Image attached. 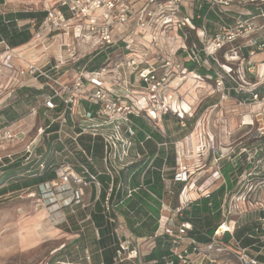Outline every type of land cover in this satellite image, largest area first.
Instances as JSON below:
<instances>
[{
    "label": "built area",
    "instance_id": "built-area-1",
    "mask_svg": "<svg viewBox=\"0 0 264 264\" xmlns=\"http://www.w3.org/2000/svg\"><path fill=\"white\" fill-rule=\"evenodd\" d=\"M41 11L46 16L40 24L24 22L31 25L30 44L35 48L42 44L43 51L50 55L53 45L60 43L57 55L39 65L35 58L27 62L19 50L0 43L4 47L0 52V92L10 91L6 101L18 95L12 104L20 103L26 110L12 123L1 115L0 140L24 141L29 131L20 125L22 120L28 118L33 122L32 130L37 122L38 132L23 156L27 162L38 158V171L55 175L38 185L36 192L27 191L42 197L71 193L72 213L76 206L79 211L91 208L83 221L92 222L97 240L101 237L92 214L104 192L102 214L114 227L117 240L113 264H264L259 259L264 246L255 252L235 238L242 215L237 220L231 218L228 195L221 205V221L213 235L205 228H196L192 218L185 214L194 201L178 209L164 194L159 198L149 192L160 203V216L157 231L144 237L134 235L118 212L133 192L147 190V172L155 169L159 152L164 149L167 155L169 146L174 144L167 125L170 118H176L182 127L195 120L192 116L183 121L192 113L183 115L173 107L174 100L186 99H180L179 94L190 78L201 84L211 81L209 84H213V90L223 101L238 100L232 92L239 94L250 87L252 98L238 101L241 105L257 102L262 112L256 117L264 115V91L254 93L264 74L252 67V57L264 53V0H56ZM248 34L254 36L238 44ZM66 38L68 42L62 41ZM85 46L94 49L89 52L93 56L86 60L87 55L78 56ZM99 55L105 57L102 65L88 70V64ZM9 57L26 64L16 68L7 63ZM71 63L76 70H68ZM4 68H9L10 77L15 76V80L18 75L14 87L12 81H4ZM246 72L256 81L246 86L238 84L236 73L243 78ZM22 88L41 93L21 97ZM13 105L6 109L16 111ZM142 120L159 130L166 140L158 142L141 124ZM200 125L199 122L197 127ZM260 132L264 137V129ZM190 140L186 136L175 142V168L168 167L165 161L159 170L165 195L171 197L174 187L181 186L182 202L187 198H183L184 193L195 187L187 185L192 177L189 159L199 158L197 163L201 164L200 149L209 147L211 152L216 148L202 140L195 155V148L192 152L185 149ZM210 140L214 143L213 136ZM224 159L219 156L214 160ZM226 160H231V155ZM171 170L175 172L169 178ZM216 174L225 183L220 169ZM84 191L96 193L94 200L86 202ZM120 193L126 194L119 199ZM122 217L125 224L121 223ZM257 223L264 231V218H258ZM124 226L128 229L123 233L120 230ZM79 232L84 233V228ZM257 233L258 237L248 236L264 243L262 232L257 229ZM158 245L165 253L161 258L149 259ZM102 253L99 248L97 254ZM82 254L86 264H93L94 253L89 246L83 247Z\"/></svg>",
    "mask_w": 264,
    "mask_h": 264
},
{
    "label": "rangeland",
    "instance_id": "rangeland-1",
    "mask_svg": "<svg viewBox=\"0 0 264 264\" xmlns=\"http://www.w3.org/2000/svg\"><path fill=\"white\" fill-rule=\"evenodd\" d=\"M55 1L56 0H4V4L0 5V13L8 11H41L45 9L47 5L52 6ZM253 36L254 34L246 35L240 39L238 44L246 40L248 41ZM62 41L68 42L69 39L66 38ZM59 44L60 43L54 44L50 49L49 54L52 57L59 53ZM3 48V45H1L0 52ZM91 51L93 52L94 49L85 46L78 51V56L87 55L85 58L86 60L93 56L89 55ZM241 53L246 54L245 51L242 52V50ZM252 61V67H255L258 72L261 69L263 72H260V74H264V53L258 52L252 57ZM79 65L83 66L84 63ZM77 66L78 65L75 67ZM246 66L248 65L245 62V70ZM235 68H240V64L235 66ZM68 70L72 71L76 69L71 63ZM236 77L240 85L256 81V79L252 78L247 72L243 78L242 75L240 77L237 73ZM259 81L261 83L260 87H263L264 77L261 80L259 79ZM209 83H211V81L206 84H201V87L190 86L191 84L194 85L190 79L189 82L184 84L181 89L182 92L179 94L180 99H186L183 102H178L177 100L173 101V107L179 111V106L188 101L189 95L195 97V99L189 103L190 111L187 112L192 114L186 116V119L183 120H190L192 116H194L196 117L194 123L191 121L188 126L182 127L176 118L171 117L167 125L171 140L174 144L177 141H182L186 136L190 137V139L192 138L190 142L185 144V149L188 152L194 151L195 148V155H197V147L203 145L200 143L202 140H204V142L206 140L207 146L210 144L212 148V145H215L216 148L215 150H211V152H208L209 147H206L204 150L200 149L201 152L199 153L203 155V157L200 158L202 160L201 164H198L199 162L197 163L199 158L196 160L194 158L189 159V171L192 177L187 185L195 184V187L190 189L183 196V198L187 197L186 202H182L181 200L180 192L182 187L179 186L174 187V194L171 197L165 195L162 190V197L164 194L165 199H168L174 207L182 209L185 207V203L188 204L191 201H196L200 199V197H203V195L216 191L221 184H224L223 179L218 178L216 174L217 170L220 169V171H222L223 166L225 167L226 165V159L231 155V157H234L232 160H236L239 164L238 168L236 167L233 173V191L232 193H228L227 205L232 206L231 218L237 220L239 216L242 215V219L239 221L240 225L253 223L254 220L251 221V219H254L252 215L258 216V214L249 215V213L264 210V141L260 139V131L264 129V115L258 118L256 117V115L262 112V106L257 102H249L247 105H241L242 102L238 100L234 101L230 99L223 101L219 93L213 90V84L210 85ZM243 90L247 94L251 93L250 87L244 88ZM9 93L10 91L7 90L0 92V117L3 114L2 110L6 109L9 104L13 105L12 103H14L18 97V95H15L6 101L5 99H7L6 97ZM13 106L22 116L26 112L25 106L20 103ZM181 113L183 115L185 114L184 111H181ZM14 116V114H9L7 118L12 119ZM247 118H249L248 120L250 121H248V124H245ZM25 119H23L20 124L28 128L29 131L24 141L0 140V164L4 159H16L23 156L26 151H28L27 147L32 145L34 134L38 132L39 127L36 128L38 124L35 122V129L32 130L33 122L28 118ZM199 122L201 125L198 128L197 124ZM209 135L213 136L214 143L211 142ZM193 137L198 140L193 139ZM40 153H43V151L41 150ZM244 155L247 157L246 163L243 162ZM219 156L221 158L225 157V161L218 160V162H215L214 159ZM168 167H176V158L175 165H168ZM174 172L175 170H171L168 173L169 178ZM248 173L253 174L249 176ZM84 194L85 196L83 195V198L86 202L94 200L96 195V193ZM71 196V193L62 192L55 196L47 195L46 197H42L38 193L32 196L30 191H21L9 193L0 197V264H86L82 259L83 254L77 249V245L90 246L94 253L93 263L99 264L102 259L101 256L97 254L99 245L95 236L93 224L91 221H83L85 219V214H89L91 208L86 209L85 212L79 211V207L76 206L74 207L76 212L72 213ZM118 212L119 215H121L120 210ZM134 217L135 215H131L132 222H136ZM123 219L122 217L121 223L125 224ZM255 222H257V219ZM82 228H84V233L79 232ZM126 229L128 228L124 226V229L120 231L124 233ZM79 234L86 236L88 244L83 242L82 238L78 241L80 243H76L77 247L74 245L76 240L79 239ZM22 235L24 237L22 241L23 245L19 246L18 237ZM262 236L264 239V231L262 232ZM65 246H68V248L75 246L78 253L62 254L64 251L68 250V248H66V250L62 251ZM7 248H9V250H7ZM253 249L255 250V248ZM256 251L257 250H255V252ZM262 253L264 256V249Z\"/></svg>",
    "mask_w": 264,
    "mask_h": 264
},
{
    "label": "trees",
    "instance_id": "trees-1",
    "mask_svg": "<svg viewBox=\"0 0 264 264\" xmlns=\"http://www.w3.org/2000/svg\"><path fill=\"white\" fill-rule=\"evenodd\" d=\"M3 4L4 0H0V5ZM45 16L46 12L44 11H12L0 13V43L4 42L11 48H16L28 43L31 39V25L24 24L23 26H21V28H19L18 24L20 22L26 21H34L36 24H40ZM104 59L105 57L103 55L97 56L88 64V70H95L99 68L104 62ZM190 69L192 70L193 67L191 66ZM201 72L202 74L205 73L204 70H201ZM263 91V87H260L256 89L254 93L258 92L260 94H263ZM27 93H30V95L33 97L37 94H40L41 92L29 88H22L19 90V94L21 95V97H24ZM232 95L238 100L249 101V99L252 98L253 93L247 94L242 91L239 94L232 92ZM2 113L6 118L9 114L15 115L12 119L7 118L10 123L19 120L22 116L12 109H4ZM141 124L145 127V129H147V131L153 134L158 142L163 143L166 140L161 135L159 130L150 127L146 123V121L142 120ZM260 139L264 141V137L261 135ZM167 140L169 142H172L170 139ZM148 147L150 148V145H148ZM167 152V155L164 149L159 152L160 155L155 161V169L153 171H148L145 176L144 185L146 186V189L148 191L144 188H140L136 192H133L131 197L129 199H126L124 203L119 206L118 211L120 210V214L125 218L128 228L137 237L153 235L158 229L160 203L149 192L153 193L159 198L162 196L164 183L162 181L161 172L159 170L161 169L165 161L170 166L175 165V145L171 144ZM151 153L154 154L153 149H151ZM233 158L234 157H231V160H226L227 162H225V167L222 165L223 169L221 172L225 179V183L221 185L216 191L212 192L210 194V197H202L191 203L190 210L185 211V214L192 218L196 228H205L210 235H213L215 229L221 221V205L225 196L228 195V193H232L234 188L233 173L236 167L238 168L239 164L236 160H232ZM246 160L247 157L244 155L243 162L246 163ZM39 161L40 160L38 158H34L31 161L27 162L26 156H21L14 160L4 159L3 163L0 164V197L9 193L27 191L28 189L36 192V187L38 185L42 184L46 180L53 179L55 177L53 173L49 171L40 173L38 171L37 166L39 164ZM143 170L144 166L141 168V172ZM33 174H36L37 176L31 177ZM124 195L120 193L118 196L119 199L124 197ZM104 198L105 193L103 192L101 193V201L96 202L92 218L95 226L99 229L100 232L101 238L100 240H98L99 248L103 249V253L102 255H100L102 260L99 264H113L116 249L114 244L117 242V240L113 235L114 227L106 222L104 215L102 214V201L104 200ZM255 213H257L258 216L252 215L254 217V219H251V221L254 220L253 223L240 225L235 232V238L241 242L243 247H252L255 248V250L259 251L260 248L264 246V243H262L259 238H250L248 235L258 237L259 233H257V229L259 232H263L260 224L255 222V220L260 217L264 218V210L255 211L249 213V215ZM131 215H135L134 218L136 222L131 221ZM82 238L83 242H86V244H88L86 236L81 235L80 238L76 240L74 245L76 246V243H80L78 241ZM199 239L205 240L204 237H199ZM255 243L256 246L254 247L253 244ZM75 246H73L72 248H68V246H65L62 251L66 250V248H68V250L64 251L62 254L78 253V251L75 249ZM77 246V249H79V251H81L82 253V249L84 246ZM164 253L165 250L158 245L154 252L148 258H161ZM259 259L264 260V256L260 255Z\"/></svg>",
    "mask_w": 264,
    "mask_h": 264
},
{
    "label": "crops",
    "instance_id": "crops-1",
    "mask_svg": "<svg viewBox=\"0 0 264 264\" xmlns=\"http://www.w3.org/2000/svg\"><path fill=\"white\" fill-rule=\"evenodd\" d=\"M8 12H12V11H8ZM4 13H6V12H4ZM23 24H24V22H20L19 24H18V26H19V28H21L20 26H23ZM30 32H32L31 31V28H30ZM31 37H32V33H31ZM1 46V45H0ZM16 49L17 50H19L20 51V53H21V55H22V57H24L25 59H26V61L27 62H29L30 60H32L33 58H35V63H37V64H39V65H43V64H45L47 61H48V59L49 58H52V56H50V55H46V53L43 51L44 49H43V45L42 44H39L36 48L35 47H33V45L32 44H30V41L28 42V43H26V44H24V45H22V46H19V47H16ZM7 63L8 64H13L16 68H18V67H21V66H25V64H26V62L25 61H23V60H19V59H15V58H8L7 60ZM9 68H4L3 69V71H4V73H5V76H6V78H5V80L4 81H6V80H10V81H8L9 82V84H10V82H11V85H16L17 83H18V79H19V77H18V75H17V80H15L14 79V77L13 78H11L10 76H11V73H10V71L8 70ZM10 77V78H9ZM16 78V77H15ZM30 93H27V94H25V96L26 95H29ZM31 96V95H30ZM32 97V96H31ZM249 118H247V122L245 123V124H248L249 122L248 121H250V120H248ZM210 138H212V136L210 135ZM192 139V138H191ZM193 139H197V138H193ZM198 140V139H197ZM84 193H89V192H87V191H84L83 192V195L85 196V194ZM23 235L21 236V237H18V245L20 246V245H23V243H22V241H23ZM7 250H9V248H7Z\"/></svg>",
    "mask_w": 264,
    "mask_h": 264
},
{
    "label": "bare ground",
    "instance_id": "bare-ground-1",
    "mask_svg": "<svg viewBox=\"0 0 264 264\" xmlns=\"http://www.w3.org/2000/svg\"><path fill=\"white\" fill-rule=\"evenodd\" d=\"M191 79V81L193 82V84L194 85H190V84H188V85H190V86H198V87H201L202 85H201V83L200 82H197L196 80H194L193 78H190ZM189 79V80H190ZM189 80L187 81V82H189ZM186 82V83H187ZM176 84H178L179 83V81H176L175 82ZM197 89V88H196ZM195 95V94H194ZM195 99V97L193 96V95H189V97H188V101H186L185 103H183L182 105H180L179 106V109L183 112H185V114H188L187 112H189L190 111V108H189V103L191 102V101H193ZM194 138V137H193ZM196 141V140H195ZM199 141H200V139H199ZM197 142V141H196ZM197 150H198V147H197ZM188 191H186V193H187ZM184 195H185V193H184ZM183 195V196H184Z\"/></svg>",
    "mask_w": 264,
    "mask_h": 264
}]
</instances>
